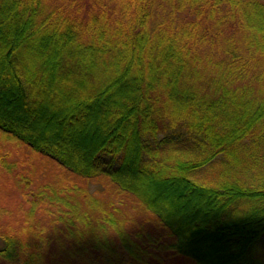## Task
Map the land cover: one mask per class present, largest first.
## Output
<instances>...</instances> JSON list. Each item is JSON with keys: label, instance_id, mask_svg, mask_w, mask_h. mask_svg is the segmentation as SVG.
<instances>
[{"label": "trees", "instance_id": "16d2710c", "mask_svg": "<svg viewBox=\"0 0 264 264\" xmlns=\"http://www.w3.org/2000/svg\"><path fill=\"white\" fill-rule=\"evenodd\" d=\"M0 241L264 264V0H0Z\"/></svg>", "mask_w": 264, "mask_h": 264}, {"label": "rangeland", "instance_id": "374dc122", "mask_svg": "<svg viewBox=\"0 0 264 264\" xmlns=\"http://www.w3.org/2000/svg\"><path fill=\"white\" fill-rule=\"evenodd\" d=\"M29 155V153H28ZM15 159L20 158V156H14ZM38 168H39V172H38V176H37V180L42 181L44 177H46V175L52 171L53 173L57 174V176L59 177H65V178H69L71 177L68 173L67 170L63 169L60 167L59 163L54 161V160H50L47 158H42L40 163L38 161L37 163ZM93 188L98 189L97 185H93ZM101 189V187L99 186V190ZM3 243L2 241H0V247H2ZM189 264V263H186Z\"/></svg>", "mask_w": 264, "mask_h": 264}]
</instances>
